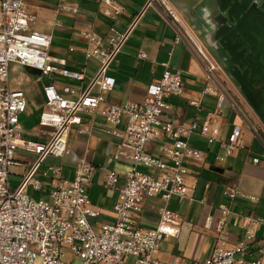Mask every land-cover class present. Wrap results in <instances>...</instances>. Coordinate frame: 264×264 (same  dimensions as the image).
I'll list each match as a JSON object with an SVG mask.
<instances>
[{"label": "built area", "instance_id": "built-area-1", "mask_svg": "<svg viewBox=\"0 0 264 264\" xmlns=\"http://www.w3.org/2000/svg\"><path fill=\"white\" fill-rule=\"evenodd\" d=\"M99 1L103 13L115 19L111 8L121 10V5L115 0ZM155 1L147 0L126 30L111 26L105 47L95 32H83L89 56L99 62L96 74L76 99L61 94L54 84L44 86L45 101L38 124L52 130L46 142H37L24 136L21 116L27 111L28 100L23 89L10 84V64L36 69L43 75L57 72L75 80H82L83 73L62 67L64 62L50 55L51 35L33 28L37 15L31 12L29 0H0V264H72L64 260V248L70 250L72 260L79 257V264H131V258L132 264H185L183 260L165 263L153 256L164 238L179 234L182 218L178 213L162 207L157 226L150 229L138 226L136 220L146 198L160 195L168 202L173 196L187 197L196 189L195 183H187V177L191 165L201 162L204 154L190 146V137L198 132L213 142L218 139L220 129L207 121L200 129L196 121L187 125L163 122V114L171 107L170 99L181 97L185 91L182 71H172L168 62L162 63L164 71L148 86L144 100L119 105L106 98L116 83L108 74L113 61L145 9ZM158 2L172 19H177L166 0ZM62 9L78 11L77 6ZM181 38L183 35L179 33L177 40ZM197 50L206 65L207 78L213 81L215 62L201 47L197 46ZM146 56L142 51L138 53L140 58ZM62 91L74 93L70 86ZM204 92L217 93L218 106L227 97L219 87L213 90L206 86ZM101 105L107 123L115 126L112 133L119 138L113 159H123L131 168L123 175L106 170L104 186L118 191L115 216L95 229L89 217L97 215V211L88 203L94 168L85 158L77 161L72 180L60 176L61 165L48 166L44 175L51 172L57 178L49 201L33 199L26 189H42V181L36 177L40 165L47 157L63 159L72 125L80 121L79 113L96 112ZM241 134V128L235 126L225 144L228 154L238 147ZM161 136L166 137L161 150L169 163L147 152V145ZM21 147L36 158L19 174L18 169L24 163L17 159L16 152ZM150 169L165 174L156 175L148 172ZM11 175L21 176L14 190L10 188ZM121 177L124 184L118 187ZM223 194L229 200L238 196L259 200L236 187H227ZM228 211L225 207L219 216H206L204 228L214 232V247L207 261L195 259L193 264H264V235L257 237L264 226V217L250 218V227L242 235L232 236L226 219Z\"/></svg>", "mask_w": 264, "mask_h": 264}, {"label": "crops", "instance_id": "crops-1", "mask_svg": "<svg viewBox=\"0 0 264 264\" xmlns=\"http://www.w3.org/2000/svg\"><path fill=\"white\" fill-rule=\"evenodd\" d=\"M115 1L122 8H111L116 15L112 19L103 13L99 0H29L31 12L37 15L33 28L51 35L50 55L63 61L62 67L83 73L82 80L65 78L57 72L43 75L36 69L16 65L23 67L28 75L37 71L47 77L48 84L44 86L54 84L64 96L78 98L91 82L99 65L98 60L88 54V43L83 32H95L105 47L110 27L126 30L145 7L147 0ZM166 1L177 19H172L158 0L145 9L109 69L108 74L116 79V83L106 98L108 102L119 105L144 100L148 86L164 71L162 63L168 62L172 71H182L185 91L181 97L170 99L171 107L163 114V122L187 125L196 121L200 129L207 121L219 127V137L213 142H209L198 132L190 137V146L200 149L204 154L201 162L191 165L187 177V183H195L196 189L187 197L173 196L168 202L160 195L146 198L143 211L136 220L137 225L142 228H155L159 221V211L164 206L182 216L179 234L162 241L153 256L165 263L183 260L185 264H193L195 259L207 261L214 247V232L204 235L202 245L208 243V249L204 259L199 257L204 254L196 256L206 216H219L221 209L228 208L226 219L232 236L242 235L250 227V218L264 217V119L256 108V98L246 84L241 82L233 65L234 48L238 40L233 22L244 10V0ZM261 1L264 2L260 0V3ZM62 6H77L78 11L70 12L62 9ZM179 33L183 38L177 40ZM197 46L208 53L216 64L213 81L207 78L206 65ZM141 51L147 55L145 58L138 57ZM25 82H28V78L23 75L13 85L23 89L27 95V111L21 116L24 136L33 141L46 142L52 129L39 126L42 108L36 115L29 99L30 93L37 88H23ZM44 86L41 92L45 101ZM65 86H70L74 93H64L62 89ZM206 86L213 90L219 87L225 91L227 97L221 106H218L217 93L204 92ZM102 109L103 105L96 112L83 110L79 113L80 121L72 125L69 133L67 152L62 159L64 165L57 164L62 166L60 176L66 180L74 178L75 166L80 158H85L93 166L88 203L97 211V215L89 217L94 228H99L103 222L114 220L115 216L113 208L118 191L104 186L106 170L113 169L123 175L125 171L120 168L130 166L123 159H113L119 138L112 133L115 126L107 123ZM235 126L241 128L242 134L238 147L228 154L225 144ZM165 140L166 137L161 136L151 141L147 145V152L152 156H161L169 163L161 150ZM16 157L24 163V167L18 169V173L22 174L31 166L36 155L21 147L17 150ZM48 158L36 173V177L42 181V189L37 191L30 187L34 192L40 193L39 199L46 201L50 200L49 194L57 179L51 172L45 176V171L41 178L38 177ZM254 158H258V161L254 162ZM118 165L120 168L117 169ZM148 172L165 174V171L151 169ZM11 177L19 178L16 182L21 178L20 175ZM123 184L124 178L121 177L118 187ZM227 187L239 188L244 193L257 196L259 200L254 201L244 196L229 200L223 194ZM263 235L264 226L257 237L261 238ZM132 262L133 259H129V263Z\"/></svg>", "mask_w": 264, "mask_h": 264}, {"label": "rangeland", "instance_id": "rangeland-1", "mask_svg": "<svg viewBox=\"0 0 264 264\" xmlns=\"http://www.w3.org/2000/svg\"><path fill=\"white\" fill-rule=\"evenodd\" d=\"M253 1H256L258 6L261 5L260 4V0H253ZM13 68H14V70H13ZM23 75H24L25 78L26 77L28 78V82L24 83L23 88H27L29 86L37 88L36 90H34V92L32 91L30 93V95H29V99H30L32 105L34 106L35 113L37 115V111L40 110L42 108L43 104H44V97H42V92L41 91H42V87L45 84H48L47 77L42 76L37 71H32V73L30 75H28V74L25 73V69L23 67L17 66L14 63L10 64V84L12 86L14 85L15 81L18 80L19 78H21ZM61 163L63 164L62 159L49 157L47 159L46 163H45V166H43L41 171L38 173V177L41 178L42 173L44 171H46V169H47V167H46L47 165H50V164L57 165V164H61ZM65 167H67V166H65ZM118 168H120V165H118L117 169ZM130 168H131V166L125 165V166H123L120 169L126 171V170H129ZM142 170L146 171L145 169H142ZM17 179H19V178H17V177H11L10 178L12 190H14L15 187L17 186V184L19 183L18 181L16 182ZM26 192L33 199H35V200L39 199L40 193L39 192H34L32 190V188L28 187L26 189ZM181 218H182V216H181ZM182 221H183V219H182ZM95 229H98V228H95ZM200 233H201V235H203V237L201 238L200 245L197 248L196 256L198 257L200 254H204L202 256H199L201 259H204L205 252L208 249V243H207V245L203 246L202 242H203V239L205 237L204 235H207V236L211 235L212 231H208V230L203 228V229H201ZM166 239L167 238H164L163 241L166 240ZM63 252H64V254L66 256V258L64 259L65 261L71 262L72 264H79V257H74V259L72 260V253L70 252L69 249L64 248ZM188 255H189V253H188Z\"/></svg>", "mask_w": 264, "mask_h": 264}, {"label": "flooded vegetation", "instance_id": "flooded-vegetation-1", "mask_svg": "<svg viewBox=\"0 0 264 264\" xmlns=\"http://www.w3.org/2000/svg\"><path fill=\"white\" fill-rule=\"evenodd\" d=\"M245 7H243V11L238 17V20L234 21V30L238 35L237 44L234 48V67L236 68L237 72L239 73V77L241 82L246 84L247 88L250 89L252 96L256 98L257 93L262 89L264 86V77H260L257 79L256 73L253 74L250 72L251 68L256 64L255 53L257 51V47L253 48L252 46L247 45L246 40H244L238 29V24L242 25L240 21L247 20L250 21L252 17H257L260 14L264 13V2L261 1V5L258 6L256 1L253 0H244ZM239 21V23L237 22ZM245 22V21H244ZM246 45V46H244ZM245 48V50H244ZM244 50V51H243ZM249 74V75H247ZM260 79V80H259Z\"/></svg>", "mask_w": 264, "mask_h": 264}, {"label": "water", "instance_id": "water-1", "mask_svg": "<svg viewBox=\"0 0 264 264\" xmlns=\"http://www.w3.org/2000/svg\"><path fill=\"white\" fill-rule=\"evenodd\" d=\"M237 22L239 23V21ZM240 22H242V25L238 24L237 26L241 37L246 40L248 47L258 48L253 58L256 64L251 68L250 72L252 74L253 72L256 73L257 79L264 77V13L257 17H252L250 21L242 20ZM256 108L264 119V86L256 95Z\"/></svg>", "mask_w": 264, "mask_h": 264}]
</instances>
